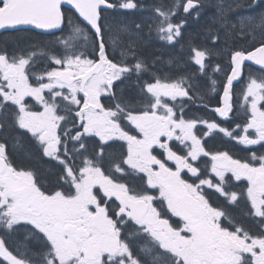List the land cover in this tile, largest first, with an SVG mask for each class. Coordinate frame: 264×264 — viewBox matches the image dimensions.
<instances>
[{
  "label": "snow or ice",
  "instance_id": "6c2138e0",
  "mask_svg": "<svg viewBox=\"0 0 264 264\" xmlns=\"http://www.w3.org/2000/svg\"><path fill=\"white\" fill-rule=\"evenodd\" d=\"M137 7L134 0H0V29L33 26L64 33L67 24V36L56 38L59 54L0 51V264H264V155L252 153L251 161L258 164L242 161L228 151H210L204 142L222 133L239 144L264 147V73L250 78L243 91V106L250 113L243 134L236 131L239 124L229 130L184 116L185 98L203 104L202 88L219 95V106L211 109L219 117L233 111V82L242 77L245 62L264 69V13L240 18L237 25L218 4L206 29L211 46L190 48V61L200 75L172 79L161 75L162 69L152 71L142 57L143 29L147 26L149 37L154 33L174 47L186 23L174 22L179 9L195 12L198 19L203 4L158 3L150 23L136 24L134 31L117 24V36L111 25L101 23L102 10ZM220 29L226 42L237 36L253 41L250 50H230L222 94L209 75V69L220 72V65L206 63L216 53ZM37 57L54 67L32 72ZM159 63L154 58L152 68ZM134 74L136 98L118 95L115 82ZM103 96L114 103L105 105ZM177 98L179 115L177 105L168 103ZM198 124L207 129L202 135ZM16 130L22 131L13 136L14 149L23 147L20 138L27 134L45 157L57 162L51 188L44 189L32 170L9 158L8 134ZM173 140L178 150L170 146ZM202 158H207L203 168ZM205 187L228 205L244 200L246 215L259 218L255 233L227 208L214 206ZM21 227L23 243L13 249L8 238Z\"/></svg>",
  "mask_w": 264,
  "mask_h": 264
},
{
  "label": "flooded vegetation",
  "instance_id": "af4514ba",
  "mask_svg": "<svg viewBox=\"0 0 264 264\" xmlns=\"http://www.w3.org/2000/svg\"><path fill=\"white\" fill-rule=\"evenodd\" d=\"M59 33V32H58ZM56 33V34H58ZM33 35L36 36H42L33 32H26V31H12V32H2L0 33V38H2V40H6L11 38V37H21L23 38L22 43L25 44V47L20 48V46L18 45L17 47H11L9 44L10 42H7V46L10 48L5 49L10 55L13 53H27L28 51H31L33 49V46L30 45L34 39H33ZM55 35V34H53ZM47 37L45 38V40H50V36L52 35H46ZM5 37V38H4ZM4 38V39H3ZM253 43V41H252ZM258 46V44L256 45ZM43 48H45V50L47 48H49L48 46H43ZM153 49H156V46L152 47ZM250 50V49H249ZM0 51H2V49H0ZM158 56H160L159 52L157 54ZM157 55H155L157 57ZM161 57V56H160ZM147 61V60H146ZM181 65H186V63L184 62V60H179ZM148 62V61H147ZM192 66V65H191ZM190 66V67H191ZM44 69V68H43ZM260 71L256 68H253L249 65H246L243 68V77L242 79L239 81V83L237 84H233V90H232V96H233V111L230 112L228 114L227 118H222L219 117L218 114L214 113L213 111H211V109H214L215 107H218V101H219V95L215 94V100H205V104L207 105V107H204L201 103L197 102V103H190V105H187L188 103H186L187 99L185 98V108H184V116L185 118H194V117H199V118H204V119H208L209 121H215L217 123H219L221 126L229 129V130H233L236 129V125L239 124L241 127L240 129H236L237 132H239L240 134L242 133V129H243V125L246 123V120L248 118V116L250 115V113L247 111V108L243 109L242 108V104H243V94H242V90H243V85L245 82L249 81L250 78H257L260 79L261 76H259ZM223 77L221 76V79ZM213 79H215L213 77ZM216 80V79H215ZM226 80V78H225ZM116 83V82H115ZM119 88V87H118ZM219 93V92H218ZM45 95H47V93H45ZM118 95H120L118 93ZM125 96V95H124ZM127 96L130 97L129 94H127ZM106 97V96H103ZM101 98L102 103H104L105 105H111L114 102L110 99V97L107 98ZM131 98V97H130ZM180 99L181 98H177V101L173 102L171 100L168 101V103L171 105L173 103H175L177 105L175 111L177 112V115L180 114ZM26 101L29 105H35V108H39V105L35 104L36 102L32 99V98H26ZM35 102V103H34ZM263 103V102H262ZM59 114H63V112H60ZM126 123V122H124ZM198 129L200 130V135H202L203 131H206L207 129L204 128L203 125L198 124ZM22 130H16V132H12L8 134V152H9V158L13 161H15V156L17 153L20 152V148L19 149H14L13 148V144L15 143V141L13 140V136L16 135L17 133L21 132ZM251 131V130H250ZM254 135V134H253ZM20 142H24L26 145H28L30 148L31 146H34L35 142L31 139L30 136L24 134L21 136L20 138ZM204 142L206 144V148L210 151H228L233 158L235 159H240L242 161H249L252 163H256L258 164V162H254L251 161V155L253 152L256 153L257 156L259 155H264V147H262L261 145H242L239 144L237 141L232 140L226 136H224L222 133H215L209 137H205L204 138ZM117 143H123V142H117ZM170 146L173 147V150H178L181 146L178 144V142L176 141H170L169 142ZM155 151L157 153L162 152L161 149L156 148ZM37 154H40L39 152H37ZM37 160L38 161H50L52 160L51 158L48 159H44V157H39L37 156ZM207 158H202L200 161V166L203 168V160H206ZM171 163V162H170ZM174 167V165H172ZM45 173L44 176L42 178V186L44 187V189H49L51 188L56 181V172L58 171V169L54 168L51 171V167L50 166H46L45 167ZM213 178L214 177H210ZM51 182H53L54 184H52ZM231 184H239L241 187H246L247 185V181H242V182H238L235 183L233 181H230ZM232 190V189H230ZM236 191H239L240 188H236L234 189ZM204 191L207 193V198L210 199V202L214 205V206H223L225 208H229V207H233L234 210L239 207H241V211H240V215L236 218V220L243 224V226L248 229L250 231V233H255L256 231V221L258 220V218L253 219L250 216H247L246 213L248 211V206L246 204V202L244 200H241L239 204H235V205H228L223 201V198H219L218 199V194L214 193L213 189H208L207 187L204 188ZM157 207H159V203L157 202ZM175 219V218H173ZM18 237V236H16ZM20 238V237H19ZM23 239V238H22ZM9 246L13 249L14 246L13 244H11V242H8ZM23 243V240L22 242Z\"/></svg>",
  "mask_w": 264,
  "mask_h": 264
},
{
  "label": "trees",
  "instance_id": "16d2710c",
  "mask_svg": "<svg viewBox=\"0 0 264 264\" xmlns=\"http://www.w3.org/2000/svg\"><path fill=\"white\" fill-rule=\"evenodd\" d=\"M113 1H114L113 3L117 2V0H113ZM135 1H138L139 8H140L137 12L129 14V12H123L119 8L113 9L111 11L103 10L101 13V15H102L101 23L102 24H108V19L112 16L111 14H115L114 16H118L115 18H119L122 20L123 19L124 20H133L134 26H132L133 27L132 30H135L136 24L140 23L143 25H147L148 23L144 22L145 20H143L142 17H140L142 15L144 16V14L142 13V11H143L142 6H143V4L147 3L146 0H141V1L135 0ZM208 1L214 2V1H220V0H206L202 3L203 7H206L205 4ZM139 2H141V3H139ZM251 3H254L253 0H242L243 7L250 6ZM263 6H264L263 3L255 4V9H262ZM203 7L199 9L200 14L203 13ZM204 13H213V12L207 10ZM65 14L67 16L68 12L65 11ZM181 20L186 21L184 27L182 28L183 36H182V38L179 39V43L175 44L174 47L166 44L165 42H161L158 39H156L154 33L151 37H149L147 26L144 27V31L142 33L144 42H147V40H149L151 43L150 47L145 46V49L142 50V53H141L142 57L148 61V62L147 61L146 62L148 63L151 70H152L151 65H152L153 59L154 58H160L161 63L157 64V65H159V69H162V72L160 74L161 75L167 74L172 79L183 74L180 72L185 71L184 70L185 68H183L181 66L179 59L184 60V61H185V59H189L190 48L191 47H199V45H202L201 42L203 40H202L200 35H201L202 31H204L206 33V29L208 27V25L206 23L203 25H199V24L193 22L192 21L193 20L192 15H189L187 17H183V16L179 15V17L177 19H174V22L179 23ZM214 26L215 25H213V27ZM64 28H65V31H64V33H61V35H67V24L66 23H65ZM201 29H202V31H201ZM220 32H221V39H223L224 38L223 29H221ZM189 34L190 35L192 34V35L190 37H188ZM117 35H119V34H115L113 36H117ZM105 39H106V41H108L109 44H111L108 33L105 34ZM247 39L248 38H240L239 36H237L235 39H231L232 42H230L229 46H235V47H233V49L249 48V45L246 44ZM22 40H23V38L18 37V36L11 37V38L7 39V41L2 40V38H0V49H2V51H3L7 48H10L7 46L8 41L10 42L9 45L13 48L14 47L18 48V45L20 46V48H23V47H25V44L22 43ZM227 43H229V40ZM33 44H36V43L32 42L30 45H33ZM153 45L157 47L161 57L156 54V52H158V51H157V49L152 48ZM219 48H221L220 43H219ZM228 48H229L228 46L227 47L222 46L223 50H227ZM89 50H90V48L88 47V51ZM109 52L111 54V48H109ZM116 53L119 54V51H117ZM153 53L155 55H157V57ZM170 59H172L174 61V63L171 66L168 64V61ZM169 68H173L170 71L171 73L168 72ZM143 79H149V77L144 76ZM116 90H117V94L118 93L121 94V92H122L123 95H125V97H129V96H127V94H129L131 98L135 99L137 93L139 92V89L136 87L135 74L133 75V77L130 80H124L123 83L116 84ZM25 149L27 151L26 150L20 151L19 155L17 156V162L15 163V165L18 166V165L23 164L24 168L33 167L35 165V166H37V170L40 171L41 175L44 176L45 169H46L45 165H47V164L42 162L41 160L38 161L37 156H39V155L35 151H33L28 145H26ZM227 210L235 218H237L240 215L239 213L241 211V207L238 206V208L235 210L233 207H229V208H227Z\"/></svg>",
  "mask_w": 264,
  "mask_h": 264
},
{
  "label": "rangeland",
  "instance_id": "374dc122",
  "mask_svg": "<svg viewBox=\"0 0 264 264\" xmlns=\"http://www.w3.org/2000/svg\"><path fill=\"white\" fill-rule=\"evenodd\" d=\"M136 4H137V2L136 1H134ZM146 2L147 3H145V4H143V6H142V13L143 14H147V15H145V16H140V17H142V19L143 20H145L144 22H146V23H150V19H151V17H152V15H153V13H152V8H153V6L154 5H156V4H158V3H161V2H164V3H172L173 2V0H146ZM181 2H183V0H181ZM220 3H223V5H224V7H225V10H226V13H227V17H228V19L231 21V22H234V23H236L237 25L239 24V21H240V18H243V17H249V16H259L261 13H264V8H262L261 10H256V9H254L255 8V5H253V3H251V5L250 6H246V7H243V5H242V0H220V1H214V2H211V1H208V2H206V4H205V6L206 7H203V13L202 14H200L199 15V18L197 19L196 18V14H192L193 16H192V21L193 22H195V23H197V24H199V25H203V24H207L208 26L210 25V24H212V20H213V17H215L216 16V14H217V5L218 4H220ZM138 5V4H137ZM237 5H240L239 7H237ZM229 6H231V8H232V10L231 11H228V7ZM139 9V6L134 10V9H132V10H124V9H122L124 12H129V14H130V12H132V11H135V12H137V10ZM181 9L182 8H180L179 9V15L181 16ZM254 9V10H253ZM212 11L213 13H210V14H205L204 12L205 11ZM240 12H242V13H240ZM245 12H247V13H249V14H246ZM206 15V16H203V15ZM233 15V16H232ZM203 16V17H202ZM115 17H118V16H114L113 18H109L108 19V25H111L112 27H113V35H115V34H119V32H118V30L116 29V25L117 24H122V25H126L127 27H128V29L129 30H132V26H134L133 25V20H122V19H119V18H115ZM235 18V19H234ZM140 24V23H139ZM219 27V25H215L214 26V28H218ZM204 29V28H203ZM221 30V29H220ZM134 31V30H133ZM143 31H144V29H143ZM201 31H202V29H201ZM120 35V34H119ZM192 35V34H191ZM190 34L188 35V37H190L191 36ZM201 38H202V45H199V47H201V48H205V47H210V44H211V41L210 40H208V39H206V33L204 32V31H202V33H201ZM248 39H247V41H246V44L247 45H252V38L251 37H247ZM33 39L35 40V38L33 37ZM191 39V38H190ZM110 42H111V40H110ZM224 43V44H226V45H229L230 44V42H232V40H229V43H227L226 41H225V39L223 38V39H221L220 40V44L221 43ZM145 43V46H151V43H150V41L149 40H147V42H144ZM219 43L216 45V53H218V54H220V53H222L224 50L222 49V46H221V48H219ZM145 46H144V48L143 49H145ZM154 46V45H153ZM156 49H157V47H156ZM41 51H44V52H51L52 54H59L60 53V49L59 48H56L55 49V52H52L51 51V49H49V48H47L46 50H45V48H42L41 49ZM157 51L159 52V50L157 49ZM158 52H156V54H158ZM154 54V53H153ZM224 54H225V52H224ZM115 56H118V55H115ZM180 60V59H179ZM190 62V58L189 59H187L186 61H185V63L186 64H188ZM44 63H48V61L47 60H45L44 61ZM49 66H50V70H51V67H54V65H51V64H49ZM151 68H152V65H151ZM157 69H159V65H156V67L155 68H152V71H156ZM173 68H169V70H168V72L169 73H171L170 71L172 70ZM193 72H195L197 75L199 74V71H198V66H196L195 65V68H193ZM182 75H184V74H182ZM248 83V81L247 82H245L244 83V85H243V90H242V94H243V91H244V89H245V87H246V84ZM201 94L204 96V100H208V101H210L211 102V100H215V95H214V93H212L210 90H204L203 88L201 89ZM216 101V100H215ZM27 102V101H26ZM29 103V102H28ZM35 103V102H34ZM36 104V103H35ZM27 135V134H26ZM20 144L21 145H23V147L22 148H20L19 150L21 151V150H26L25 149V147H26V145H25V143L24 142H20ZM27 151V150H26ZM20 153V152H19ZM19 153H17V154H19ZM44 156V155H43ZM49 158V157H48ZM50 166L51 167H54V165H52V164H50ZM226 176L227 177H230L231 176V174L230 173H227L226 174ZM231 181H233V182H235V183H238L237 181H235V180H231ZM42 183V182H41ZM52 184H54L53 182H51ZM259 219V218H258ZM19 232V233H18ZM21 235L23 238H24V235H25V229L24 228H20V231H19V229H18V231L17 232H14L9 238H8V242H11V244H13V246H14V248H16L17 247V245L18 244H21V242H22V238H19V237H16L17 235Z\"/></svg>",
  "mask_w": 264,
  "mask_h": 264
},
{
  "label": "water",
  "instance_id": "95a60500",
  "mask_svg": "<svg viewBox=\"0 0 264 264\" xmlns=\"http://www.w3.org/2000/svg\"><path fill=\"white\" fill-rule=\"evenodd\" d=\"M257 1H260V0H257ZM66 9H67V8H66ZM184 14H185V13H184ZM19 29H32V30H35V31H37V32H39V33H43V34H51V33H54V32L59 31V30H51V31H47V32H46L45 30L35 29L33 26H19V27L16 28V29H0V32H2V31H13V30H19ZM245 64H248V65H251V66H254V67L259 68V66L253 64L252 62H245ZM259 69H260V68H259ZM261 70L264 71V69H261ZM239 80H240V78H239L238 80L234 81L233 83H236V82H238Z\"/></svg>",
  "mask_w": 264,
  "mask_h": 264
},
{
  "label": "bare ground",
  "instance_id": "6f19581e",
  "mask_svg": "<svg viewBox=\"0 0 264 264\" xmlns=\"http://www.w3.org/2000/svg\"><path fill=\"white\" fill-rule=\"evenodd\" d=\"M155 55V54H154Z\"/></svg>",
  "mask_w": 264,
  "mask_h": 264
}]
</instances>
